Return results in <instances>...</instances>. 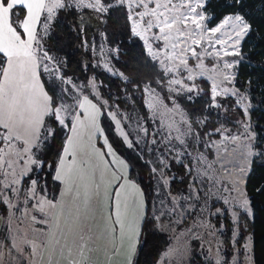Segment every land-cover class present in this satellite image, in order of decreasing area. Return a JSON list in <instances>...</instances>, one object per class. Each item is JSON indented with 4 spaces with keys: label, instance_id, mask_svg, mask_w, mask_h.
<instances>
[{
    "label": "trees",
    "instance_id": "trees-1",
    "mask_svg": "<svg viewBox=\"0 0 264 264\" xmlns=\"http://www.w3.org/2000/svg\"><path fill=\"white\" fill-rule=\"evenodd\" d=\"M63 5L55 9L51 19L41 14L36 24L38 44L33 42L39 63L38 75L52 98V106H66L62 113L64 124L54 115H46L39 138L31 147L34 159L40 161L36 190L52 200L56 198L59 190V183L53 178L56 161L76 102L81 95L87 96L100 110L99 125L106 141L125 161L128 178L138 185L142 195L144 214L131 264H155L179 217L189 176L181 164L169 161V168L180 174V178H172L168 186H164L158 175L161 164L154 145L147 138L148 132L140 133L138 128L143 124L150 129L143 104V86L160 90L167 74L148 54L143 39L133 33L129 16L135 17L140 10L137 3L102 0L105 11L69 2ZM202 11L209 17L208 25L229 14L242 17L248 25L239 40L237 53L232 56L237 61L234 89L232 93H217L213 100L210 83L195 75L191 80L184 76L185 81H182L192 91L185 90L180 103L199 134L238 132L248 119L255 140L244 182L251 215L239 214L235 243L240 249L244 235L249 234L252 262L264 264V0H204ZM15 12L17 15L11 16V20H21L24 10L17 7ZM17 30L22 33L20 28ZM196 52L200 58L188 56V68L211 65V56L204 55L199 48ZM105 66L112 69V74ZM179 73L185 74L182 70ZM171 194L177 195L176 203ZM0 213L5 215L4 205H0ZM227 236L225 230L222 236L225 243ZM191 264L211 262L197 257Z\"/></svg>",
    "mask_w": 264,
    "mask_h": 264
},
{
    "label": "rangeland",
    "instance_id": "rangeland-1",
    "mask_svg": "<svg viewBox=\"0 0 264 264\" xmlns=\"http://www.w3.org/2000/svg\"><path fill=\"white\" fill-rule=\"evenodd\" d=\"M63 2L88 6L92 2L96 3V0H62ZM161 2H165V0H161ZM184 2L185 0H172V3L177 5ZM203 2L204 0H201L202 6ZM202 6L197 11L204 19L200 22L201 27L195 29L200 34L195 38L201 39V36L203 38L199 45H192L190 40L187 41V44L195 51L196 48H199L204 55L211 56L212 63L209 66L193 68L191 73L183 66L177 68L176 66L180 64V50L185 47L184 44L173 41L177 43L175 52L170 45L165 48L164 41L155 39V36L159 35V29L155 27L139 35L144 41L147 52L145 37L153 51L158 53L156 60L164 72H166V68L175 69L169 73L166 72L167 76L161 82L160 90L149 85L143 86V104L150 121V129H146L143 124H140L139 132H148L147 138L154 145V150L157 153L156 158L161 164L158 175H160L164 186H168L172 178L175 180L180 178V174L169 168V161L181 164L185 172L189 174L185 192L181 198L179 217L170 231L168 244L159 254L155 264H191L197 257L208 260L211 264H253L249 234L244 235L240 249L235 243L240 220L239 214L244 213L248 217L251 215L244 191L245 176L250 169L251 157L254 154L255 140L250 123L247 119L246 124L238 132H222L219 135L208 132L199 134L180 103L181 94L189 87L182 80L185 81L184 76L190 74L205 79L211 84V88L215 83L217 93H232L234 89L233 77L237 61L232 56L237 53L239 40L242 37L238 39L237 33L242 31L243 25L235 20V17L238 16L235 14L226 15L213 25H208L209 17L202 11ZM149 7H155V3L150 4ZM180 10L187 11L186 9ZM143 11L144 8L140 7L137 13ZM137 13L135 17L130 15L132 28L133 22L139 20ZM25 14L26 10H24ZM44 14L47 19V13ZM227 17L233 19L225 24L224 21ZM147 19L145 17V21ZM143 27L144 21H140L137 31H142ZM190 27L194 28L192 25ZM217 27L220 28L219 32L212 33L210 31ZM173 54L177 57L176 59L171 61L166 59L167 55ZM184 55L188 58L191 54L185 52ZM161 60L165 61L163 66L160 63ZM41 63L44 67L46 66L42 59ZM226 65H231V67ZM105 70L112 74V69L108 66H105ZM179 70L184 71L185 74H180ZM210 77L211 79H209ZM173 80H179L182 83L170 84L169 81ZM149 104L154 107L150 108ZM102 142H104L103 138ZM1 147H5L4 144ZM29 155L31 159L36 160L31 150L30 153H23L21 150L19 155L17 152L12 155L6 154L5 161H12V168L9 169L5 164L4 169L0 170V205H4L5 209L4 216L0 213V264H38L41 260L43 246L46 244L45 231L48 225L46 221L50 207L47 201L51 200L48 196L38 193L36 184L33 190L32 181L37 179L36 171L39 166L36 164L27 165V174L20 176V173L26 168L25 162L29 159ZM13 171L15 175L12 174ZM116 173L123 180L120 170ZM23 177L25 181H23ZM14 179H19V183L13 185L17 189L16 192L5 187V185L11 184ZM118 191L120 219L126 225V229L129 226V232L127 235L124 234L122 241L125 242V249H127L129 247L128 240L132 236V226L135 231L134 235L138 234L137 217L143 215L144 204L141 192L140 196H136L132 202V197L125 200V194L123 192L121 194L120 189ZM125 192H127V188H125ZM116 193L117 191L113 193L111 200V214L114 215L112 217L114 223L117 210H113L117 208ZM91 195L93 198L86 201L92 204L91 209L97 207L100 211L102 208L101 198H96L97 195L94 192ZM170 196L176 203L177 195L171 194ZM5 200L8 202L6 203ZM41 201L44 203L41 204ZM245 201H247L246 205ZM40 207L44 208L43 212L39 210ZM97 209L94 212H97ZM101 214L104 218L105 211H102ZM225 230L228 235L227 243L223 241L222 237ZM24 239L35 241L37 245L35 255L32 254L30 247L22 243ZM14 240L17 244L15 248L13 247ZM58 249L59 246L56 247L54 258L58 257ZM79 250L76 249L78 252ZM123 251L121 249L118 257L98 258L96 264H105L106 261L107 264H119L121 259H125L126 251L124 254ZM43 261L44 259L39 264H43Z\"/></svg>",
    "mask_w": 264,
    "mask_h": 264
},
{
    "label": "snow or ice",
    "instance_id": "snow-or-ice-1",
    "mask_svg": "<svg viewBox=\"0 0 264 264\" xmlns=\"http://www.w3.org/2000/svg\"><path fill=\"white\" fill-rule=\"evenodd\" d=\"M124 0H121L123 3ZM133 3H137L138 6L143 7L144 11L137 13L139 17L138 21L133 22V33L135 35H142L143 32H147L152 28L159 29V35L155 36L156 40H162L165 42V48L169 45L175 52L177 48V43L173 41H178L184 44L185 47L180 50V64L176 67L183 66L189 73L191 69L187 65V56L184 55L185 52H190L191 56L199 59L197 52L194 48L187 44L190 40L192 45H199L201 39H196L197 35H200L195 31L201 27V21L204 17L200 12L197 11L199 7L202 6L201 0H185L184 3L179 5L172 3V0H132ZM155 3V7H149L150 4ZM64 5L62 0H0V54H3L2 60H0V129L4 131L0 132V141L3 142L5 147H10L13 141H23L26 145L23 149V153H30L31 144L25 137H34L33 142H36L39 138L41 127L43 126L44 117L46 115H54L60 124H64V118L62 113L66 110V106L61 104L60 106H52V98L44 92L43 87L40 83L39 76L37 74V68L39 66L38 57L33 46V42L36 41V24L40 20L42 13H47V19H51L54 14V10L57 8H62ZM89 7H99L101 11L106 9L101 5L100 0H96L95 4H89ZM131 6V5H130ZM20 7L26 10L24 18L16 21L11 20V16L17 15L15 9ZM163 9V11H161ZM180 9H186L187 11H181ZM145 17L148 19L145 21ZM129 19H132L129 16ZM232 17H227L224 21L227 24ZM235 20L243 25L242 31L237 33L238 39L243 35L248 29V25L243 23L242 17L236 16ZM140 21H144V27L142 31H137V27ZM15 25V26H14ZM190 25L194 26L190 27ZM47 27V24L44 25ZM235 27V25H233ZM22 29L21 31L17 29ZM212 33H217L220 28H212L210 30ZM26 36V39L24 38ZM183 38V39H182ZM219 42V41H217ZM238 42V40H237ZM38 44V41H36ZM145 43L148 47V54L156 59L158 53L153 51L150 44L147 43V38L145 37ZM45 58H47L45 54ZM177 57L173 55H167L166 59L171 61ZM161 65L165 64L164 60L160 61ZM231 67V65H226ZM197 67H202V64H198ZM48 69L45 67V71ZM174 68H166V72L174 71ZM203 75V73H200ZM188 79H193L192 75L188 76ZM211 79V77L209 78ZM170 84H181L182 81L173 80L169 81ZM148 91V89H145ZM188 91H192V88H188ZM213 100L217 95L215 83L212 86ZM150 108L154 105L149 104ZM79 107L84 110V119L90 121L99 131V126L97 124V118L99 115V108L88 99L87 96L79 102ZM89 108L92 111H89ZM78 119V117H77ZM83 120L80 123L83 124ZM119 123V122H117ZM49 131H51L49 129ZM72 132L76 131V124H73L71 129ZM127 139V137H125ZM107 143V141H105ZM73 146L70 151V147ZM5 147H0V170L4 169L5 164L9 169L12 168V161H5ZM71 154L72 161L68 162L66 157ZM251 154V153H250ZM19 155V151L17 152ZM39 161L29 159L25 162L26 168L20 173V176L27 174V165L36 164L39 166ZM76 164V154L74 150V141L70 136L66 142L64 148V155L59 161L57 167L56 179L62 180L65 175H71L73 172V166ZM15 175V172L12 173ZM7 176V173H5ZM120 177H117L119 179ZM19 183V179H14L11 184L5 185L11 191L16 192L17 189L13 186ZM36 181H32L33 190ZM123 187V185H121ZM117 196V210H116V220L115 223L120 226L121 237L124 235V222L120 219L121 213L119 211V191L116 193ZM7 203L8 201L5 200ZM44 201H41L43 204ZM245 205L247 201L244 202ZM47 204L55 208L56 204L47 201ZM41 212L44 211L43 207L39 209ZM33 219H35L33 217ZM54 235V234H53ZM23 244L27 245L32 249V254L35 255L37 251V245L34 240L24 239ZM13 247H17L15 240L13 241ZM135 251L133 246L131 252ZM131 252L128 259V264H131ZM72 264H78L76 261H72Z\"/></svg>",
    "mask_w": 264,
    "mask_h": 264
},
{
    "label": "crops",
    "instance_id": "crops-1",
    "mask_svg": "<svg viewBox=\"0 0 264 264\" xmlns=\"http://www.w3.org/2000/svg\"><path fill=\"white\" fill-rule=\"evenodd\" d=\"M24 38L26 39V36ZM43 90H45L44 87ZM84 97L81 95L78 99L76 111L72 116L53 171V178L59 183V191L54 200L49 199L54 201L56 207L48 208L46 221L48 225L45 231L47 240L43 246L40 262L44 259L43 264H72V261H76L78 264H96L98 258L118 257L123 249L126 251L125 259H121L119 264H128L129 255L132 247H135L137 236L134 235L135 231L132 226V236L128 240L129 247L125 249L126 244L122 242L124 238L121 237L120 226H117L112 220L114 215L111 214V200L113 193L120 189L121 194L122 192L125 194V200L132 197V202H134L136 196H140V189L135 182L134 184L128 178V166L125 161L110 147L108 142L105 143L106 139L99 125L100 112L97 118L99 131L89 120L84 119V110L79 107V102ZM89 111L91 112L92 109L89 108ZM80 120L84 121L83 124L80 123ZM74 123L76 124L75 133L71 131ZM2 131L4 130L0 129V132ZM70 136L74 141L76 164L73 166L70 176L65 175L64 179L57 180L55 178L57 167L64 155V148ZM102 138L104 142H102ZM25 139L31 146L34 144V137L26 136ZM97 140L100 142L99 145H97ZM2 145L3 142L0 141V147ZM25 146L23 141H13L10 147H6L5 153L12 155L14 152H21ZM69 147L71 151L73 146ZM66 160L71 162L72 155L69 154ZM118 170H120L123 180L121 177L119 180L117 179L116 171ZM119 183L121 184L119 185ZM125 188H127V192L124 193ZM93 192L97 195L96 198H101L102 208L100 211L97 207L91 209L92 204L86 201L93 198L91 195ZM96 209L97 212H94ZM102 211H105L104 218L101 214ZM112 212L114 213V211ZM142 217L143 215L137 217L138 230ZM128 232L129 226L126 229L125 225L124 234L127 235ZM57 246H59L58 257L54 258ZM76 249H80L79 252ZM132 254L133 252H131V257Z\"/></svg>",
    "mask_w": 264,
    "mask_h": 264
}]
</instances>
